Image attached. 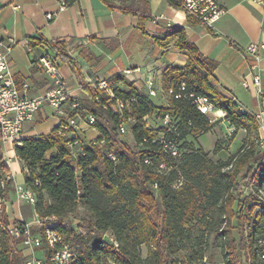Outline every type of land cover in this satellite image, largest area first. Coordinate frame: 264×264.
<instances>
[{"label": "trees", "instance_id": "1", "mask_svg": "<svg viewBox=\"0 0 264 264\" xmlns=\"http://www.w3.org/2000/svg\"><path fill=\"white\" fill-rule=\"evenodd\" d=\"M170 3L180 8L177 3ZM176 34L179 36L176 44L187 52L188 59L185 65L164 70V85L167 90L172 89L169 106L157 107L137 87L127 91L118 84L113 101L121 99L129 101V105L122 113H115L104 107L108 96L98 101L96 96L100 91L92 90L81 79L90 106L88 109L80 105L102 121L95 123L99 132L97 142L81 145L83 153L72 158L71 148L55 127L47 135L25 138L21 145L15 146L23 164L25 187L37 197L35 212L42 221L38 232L44 233L50 227L63 233L78 251L76 264H102L103 261L109 264L110 259L116 264H182L175 255L184 248L191 230L204 222L210 227L207 234L214 228L224 237L223 254L227 264H240L238 241L244 246L246 237L247 264H263L256 243L264 238V210H256L252 195L246 205L243 202L244 185L257 188L264 181V153L257 141V119L214 81L216 61L189 42L183 28L173 29L172 35ZM44 42V39L30 40L31 46ZM49 44L63 63L79 71L73 57L55 42ZM109 82L116 85L120 79ZM178 94L181 96L177 97ZM198 97L207 98L216 109L224 111L225 119L234 128L233 136L239 130L246 132L243 144L228 162H215L202 149L181 152L186 137L209 132L214 126L198 108L195 102ZM166 114L172 118L170 129L162 123ZM147 116L160 122L163 139L154 133L153 126L147 127ZM129 119L135 120L131 130L137 148L120 137V121ZM167 140L181 143L178 156L165 150ZM105 144L110 147L109 151H105ZM220 148L217 145L215 152ZM15 190L12 170L0 145V264H25L30 259L19 247H23L24 235L12 237L8 229L10 221L5 201ZM80 206L92 217L87 225L88 233H78L65 224ZM215 214L217 217L213 220ZM235 216H238L236 227L242 233L239 240L230 237ZM106 231L113 233L119 248L102 239ZM32 232L38 233L33 228ZM143 245L148 248L145 256ZM198 245L199 253L190 258L191 262L199 260L201 264H208L202 239ZM41 249L48 251L47 245Z\"/></svg>", "mask_w": 264, "mask_h": 264}, {"label": "crops", "instance_id": "2", "mask_svg": "<svg viewBox=\"0 0 264 264\" xmlns=\"http://www.w3.org/2000/svg\"><path fill=\"white\" fill-rule=\"evenodd\" d=\"M61 1L13 0L18 8L12 3L0 6V42L11 45L9 60L15 78L19 84L29 83V96L45 95L54 87L39 63L44 53L42 44H30L31 39H44L49 46V42H55L76 61L79 71L61 61V72L72 101L81 99L88 105L87 90L81 79L92 90H95L93 83L120 79V89L129 91L137 87L149 95L157 107H167L170 95L164 85V70L185 65L188 59L187 52L176 44L179 36L172 35V30L180 27L189 42L216 61L214 81L227 90L240 107L254 114L264 104V93L261 96L257 93L251 74L257 64L255 71L261 75L264 89V51L259 62L247 52L250 45L264 43V0H218L225 13L214 27L201 25L168 0H73L60 9ZM49 12L57 14L49 20L46 17ZM245 80L248 86L244 85ZM152 88L153 95L150 94ZM45 105L48 106L43 104L37 119L25 125L23 139L47 135L57 127V116L48 115ZM66 110L68 114L73 113L71 103L66 104ZM218 110L222 111L216 109L215 112ZM223 113L218 115V120L223 119L221 122L225 124L228 121ZM85 119L82 115V145L99 135L97 129L85 125ZM150 121H154V117ZM4 155L16 187L25 185L23 164L15 147L9 146ZM18 175L22 178L20 182ZM19 220L23 219L17 218L15 222ZM39 220L34 224H39ZM36 252L39 253L36 258L45 255V251Z\"/></svg>", "mask_w": 264, "mask_h": 264}, {"label": "built area", "instance_id": "3", "mask_svg": "<svg viewBox=\"0 0 264 264\" xmlns=\"http://www.w3.org/2000/svg\"><path fill=\"white\" fill-rule=\"evenodd\" d=\"M177 3L180 8L184 9L186 13L196 19L201 25L214 27L215 23L221 18L225 13L224 7L220 4L218 0H168ZM13 4V0H0V6L6 4ZM68 2L62 0L60 2V9L65 8ZM14 8L19 6L13 4ZM57 13L49 12L46 14L47 19H53ZM44 48V53L39 58L40 65L46 70L47 74L53 81L54 87L50 89L45 95L31 97L28 95L29 83L24 82L19 84L16 80L10 60L9 51L11 45L7 43L0 42V145L4 152L7 153L9 146L15 147L16 145H21L23 142V130L27 123L32 122L36 119L37 114L42 109L44 103L49 104L53 109L54 113L58 118L57 127L59 128L58 134L64 137L67 141L68 146L71 148L72 158L77 157L79 154L83 153L82 150L78 149L82 145L83 141V128L81 126L80 119L82 115L85 116V125L96 129L95 123L97 122V117L93 112H90L80 105L78 101H72L71 93L68 89V85L64 75L61 72V60L56 54L51 50L48 43H42ZM262 51H264V43L252 44L248 47L247 52L254 57V59L259 62L262 58ZM254 65L251 74L253 75V83L256 86L257 93L261 96L264 93L262 85V77L259 73L255 71ZM119 83L112 84L109 81L102 80L93 83V87L96 91L100 93L96 96L97 100L100 101L105 93L108 96L105 108H110L115 113H122L123 110L128 107L129 101H123L121 99L115 98V86ZM153 83L150 82V85ZM248 81H244V85L248 86ZM182 90L185 86L182 85ZM168 93H172V89L168 90ZM150 94H155V90L152 88ZM181 96L178 94L177 97ZM198 108L208 116L209 111H215V106L213 103L209 102L205 97H198L195 100ZM71 103L73 108V113L68 114L66 110V104ZM244 110V108H242ZM258 122V143L259 148L264 153V104L260 109L254 113ZM147 121V127H150V118L145 117ZM162 123L168 129L172 125V118L169 114H166L162 119ZM120 129L125 132L124 124H120ZM164 136L161 135V139ZM96 139H93L91 143H96ZM181 143L176 140L164 141L165 150L172 156L179 155V145ZM113 159L116 156L112 153L109 154ZM146 162H150L146 160ZM264 165V157L262 160ZM156 186V185H155ZM251 195L253 198V204L256 206L257 211L264 210V181L257 187H250ZM16 192L18 196L29 203L35 204L37 197L35 193L25 187V185H18L16 187ZM0 208H2V203L0 200ZM42 221L39 220L38 223L42 225ZM33 224L25 220H19L14 223H10L8 229L12 237H18L24 235V245L29 248H41L47 245V255H45L46 264H76L78 260V251L76 248L68 242L65 235L59 231L53 230L47 227L44 233H33ZM102 239H106L113 243L116 248H119V242L111 231H106L102 233ZM257 251L259 253V259L264 264V238L258 239ZM43 259L31 258L25 264H41ZM109 264H116L112 259L109 260Z\"/></svg>", "mask_w": 264, "mask_h": 264}, {"label": "rangeland", "instance_id": "4", "mask_svg": "<svg viewBox=\"0 0 264 264\" xmlns=\"http://www.w3.org/2000/svg\"><path fill=\"white\" fill-rule=\"evenodd\" d=\"M103 96H105V93H102ZM88 102V100H86ZM78 102L83 106L89 109V102L88 105L83 103V100H78ZM46 113L48 115L54 114V109L48 104L44 106ZM209 119L213 122L214 126L213 128L206 133H201L195 136H188L183 141L181 152L188 153L193 151L194 149H202L203 151L208 153V157L215 161H223L228 162L229 158L237 153L241 145L243 144V141L246 137V132L244 130H239L235 136H233V127H231L227 122L224 124V122H221L223 119L218 120V115L215 111H209L208 112ZM37 119V118H36ZM40 120V118H39ZM97 122L101 123L102 121L98 119ZM124 124L125 126V132H122L119 125V132L120 137L123 141H126L129 145H131L134 148H137L136 142L134 140V136L132 134V125L135 123L134 119H129L127 121H120V124ZM150 126L154 127V133L157 136L163 135L162 132H160L159 127L160 122L159 121H152ZM217 145H220V151L215 152V149ZM105 151H109L110 147L108 145H104ZM240 180V178H238ZM17 181H22V178L20 175L17 177ZM21 184H23L21 182ZM16 187V184H15ZM251 186H245L243 187V197H246L243 202H245V205L249 202L251 195ZM5 212L9 216V221L12 223V221L15 222L17 218H22L25 221L33 223V229L35 231H39V229L42 228L41 224H34L36 223L37 219H40L38 215L35 214V204L29 203L26 200L20 198L18 194L16 193V190L13 192H10L7 196V200L5 201ZM236 209H238V206H236ZM237 211V210H236ZM155 216L156 212L154 211ZM217 215L215 214L213 216V220ZM92 217L91 214L83 207L80 206L77 211L69 215V217L65 220V224L69 227H72L77 230L78 233H88L87 225L90 223ZM41 220V219H40ZM238 220V216H235L233 218L232 222V231L230 233V237H235L239 240L240 235L242 233L241 230L236 227ZM13 222V223H14ZM42 223V222H41ZM51 225H54L53 223ZM210 228L208 223L204 222L197 226H195L190 234L189 239L185 241V246L183 249H181L175 257L178 261H180L182 264H201L199 260H195L191 262L190 258L192 256H195L197 253H199V242L200 239L204 242L205 246V253L207 254V263L208 264H227L224 259L223 254V244H224V237L218 235V233L214 230V228L210 229V232L207 234V229ZM248 240L246 237V240L244 241V246L240 244V241H238V253H239V263L240 264H247V260L249 258V247H248ZM22 248L24 253H27L26 255L30 256L31 258L39 257V253L36 251H44L43 249H33L26 247L23 244L19 246ZM75 247V246H74ZM147 246H142V254L143 256L147 253ZM36 252V253H35ZM45 255H47L45 251ZM45 255L40 258L43 259L41 264H46L45 262ZM42 256V255H40ZM102 264H108L107 262L103 261Z\"/></svg>", "mask_w": 264, "mask_h": 264}, {"label": "bare ground", "instance_id": "5", "mask_svg": "<svg viewBox=\"0 0 264 264\" xmlns=\"http://www.w3.org/2000/svg\"><path fill=\"white\" fill-rule=\"evenodd\" d=\"M223 111V110H222ZM222 111H220V110H218V111H216V114L217 115H222ZM224 114V113H223Z\"/></svg>", "mask_w": 264, "mask_h": 264}]
</instances>
